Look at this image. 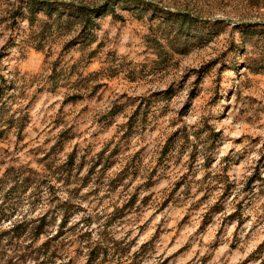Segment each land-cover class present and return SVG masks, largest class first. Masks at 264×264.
Wrapping results in <instances>:
<instances>
[{
    "label": "rangeland",
    "instance_id": "1",
    "mask_svg": "<svg viewBox=\"0 0 264 264\" xmlns=\"http://www.w3.org/2000/svg\"><path fill=\"white\" fill-rule=\"evenodd\" d=\"M0 264H264V0H0Z\"/></svg>",
    "mask_w": 264,
    "mask_h": 264
},
{
    "label": "trees",
    "instance_id": "2",
    "mask_svg": "<svg viewBox=\"0 0 264 264\" xmlns=\"http://www.w3.org/2000/svg\"><path fill=\"white\" fill-rule=\"evenodd\" d=\"M136 1H137V0H136ZM83 14H85L84 11L82 12V15H83ZM91 257H92V255H91Z\"/></svg>",
    "mask_w": 264,
    "mask_h": 264
}]
</instances>
